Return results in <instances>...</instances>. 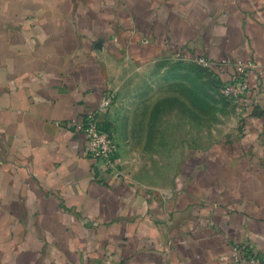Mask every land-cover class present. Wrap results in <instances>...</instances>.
I'll return each mask as SVG.
<instances>
[{"label":"crops","instance_id":"0c3cea01","mask_svg":"<svg viewBox=\"0 0 264 264\" xmlns=\"http://www.w3.org/2000/svg\"><path fill=\"white\" fill-rule=\"evenodd\" d=\"M199 56L223 81L249 64L229 134L161 178L120 167L116 140L115 168L89 156L74 120L112 92L111 131L161 64ZM234 247L264 256V0H0V264H231Z\"/></svg>","mask_w":264,"mask_h":264},{"label":"rangeland","instance_id":"374dc122","mask_svg":"<svg viewBox=\"0 0 264 264\" xmlns=\"http://www.w3.org/2000/svg\"><path fill=\"white\" fill-rule=\"evenodd\" d=\"M151 75L141 90L149 92L127 109H118L111 132L127 155L120 167H136L147 178L152 172L161 178L168 169L178 168L187 152L229 134L235 114L221 93L224 81L196 59L161 64Z\"/></svg>","mask_w":264,"mask_h":264},{"label":"built area","instance_id":"2783aa9c","mask_svg":"<svg viewBox=\"0 0 264 264\" xmlns=\"http://www.w3.org/2000/svg\"><path fill=\"white\" fill-rule=\"evenodd\" d=\"M196 61L207 68L212 66L211 61L202 56L197 57ZM248 67V63L236 62L230 78L221 85V93L236 108L243 105L249 90ZM114 99L115 95L112 92L105 93L96 107L89 109L82 119L73 121V125L85 135L89 156L105 169L114 168L117 151L115 139L103 119L104 113L112 106ZM231 260V264H264V256L244 247H234Z\"/></svg>","mask_w":264,"mask_h":264},{"label":"trees","instance_id":"16d2710c","mask_svg":"<svg viewBox=\"0 0 264 264\" xmlns=\"http://www.w3.org/2000/svg\"><path fill=\"white\" fill-rule=\"evenodd\" d=\"M222 84H223V82L221 81V85H222ZM156 108H157V106H155V107H154L153 111H155V110H156Z\"/></svg>","mask_w":264,"mask_h":264}]
</instances>
